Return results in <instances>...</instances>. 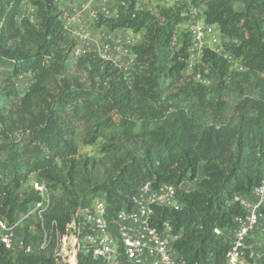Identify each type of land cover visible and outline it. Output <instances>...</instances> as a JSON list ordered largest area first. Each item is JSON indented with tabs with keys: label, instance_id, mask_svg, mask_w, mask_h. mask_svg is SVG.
<instances>
[{
	"label": "trees",
	"instance_id": "16d2710c",
	"mask_svg": "<svg viewBox=\"0 0 264 264\" xmlns=\"http://www.w3.org/2000/svg\"><path fill=\"white\" fill-rule=\"evenodd\" d=\"M23 1L0 0V217L11 222L40 200L37 189L21 190L31 174L55 194L49 192L52 206L42 227L38 222L33 232L21 225L10 249L0 245V264H58L53 250L72 217L76 264H108L82 240L86 230L78 213L102 197L111 221L130 207L145 180L176 187L178 207L158 206L154 217L157 224L170 222L177 234L173 246L187 264H201L208 254L220 259L228 241L212 228L232 226L241 213L233 196L248 195L262 175L264 0H193L187 10L174 3L158 13L138 7V0H116L114 16L98 12L93 21L109 30L142 32V41L132 46L131 84L94 52L76 58L70 73L71 44L63 43L56 0H28L33 20L21 16ZM198 6L205 23L231 38L223 50L238 58L242 70L209 48L201 63L185 69L187 33L177 49L171 40ZM205 70L210 84L200 79ZM19 74L32 76L23 94L14 86ZM228 90L238 97L226 112ZM76 120L85 127L86 143L103 140L99 157L78 154ZM193 180L194 189L181 187ZM44 231L51 244L42 249ZM117 260L129 264L122 253Z\"/></svg>",
	"mask_w": 264,
	"mask_h": 264
},
{
	"label": "built area",
	"instance_id": "2783aa9c",
	"mask_svg": "<svg viewBox=\"0 0 264 264\" xmlns=\"http://www.w3.org/2000/svg\"><path fill=\"white\" fill-rule=\"evenodd\" d=\"M104 12L109 13L108 10ZM62 18L67 20L68 17L65 15ZM70 21H74V26L64 23V29L69 32L72 40L69 54L78 58L94 52L101 59L111 62L121 72L124 80L131 84L136 69L132 46L142 41V32L132 31L127 35H119L105 29L94 34L93 27L87 21L74 17ZM187 22L186 33L189 40L184 58L187 71L201 63L205 48L222 55L231 67L236 66L233 69L242 70L238 58L223 50V42L230 41L231 38L224 36L216 24L205 23L202 11L197 12L193 7ZM37 190L40 200L34 203L33 210L42 227L50 196L44 184ZM175 193L176 187L169 182L153 184L150 180H145L133 194L130 207L118 210L111 221L107 220L103 198H94L88 207L78 213L82 227L86 230L82 240L94 257L101 258L108 264H118L117 256L120 253L129 264H187L173 246L177 234L172 233L170 222L162 220L157 224L154 217V209L158 206L178 207ZM232 202L241 208V213L233 216L232 226L224 229L225 231L219 226L212 228L214 234L226 235L228 246L220 259L215 260L212 254H208L201 264L264 262V213L261 210L264 204V159L258 184L246 196L235 194ZM30 209L26 216L11 222L0 217V245L5 249L12 247L15 232L30 214ZM52 226H56V221H52ZM66 230V235L57 238L53 254L58 264H76V218L72 217Z\"/></svg>",
	"mask_w": 264,
	"mask_h": 264
},
{
	"label": "rangeland",
	"instance_id": "374dc122",
	"mask_svg": "<svg viewBox=\"0 0 264 264\" xmlns=\"http://www.w3.org/2000/svg\"><path fill=\"white\" fill-rule=\"evenodd\" d=\"M192 2H193V0H165V1H163V0H149L147 5H146V3H144V4L147 7L148 6L150 7V9H148L149 11L152 10L153 13H158L162 7L171 6L174 3H176L179 6H181L183 8V10H187L186 9L187 3L191 4ZM29 4L30 3L27 2L26 5H23V6H25V11L27 9L26 7ZM58 7L61 10V16L64 17L65 16V8L66 7H62V6L60 7L59 5H58ZM195 9H196L197 12L198 11L200 12L203 9V7L202 6H200V7L198 6ZM98 12H100V9H97V7L96 8H91V9H89V14L86 15L84 19L92 26V24H91V22L89 20L91 19L92 16H94ZM101 12H103L102 14L107 15L104 11H101ZM91 13H92V15H91ZM187 21H184V23H182V24H180L179 26L176 27V31L174 33V36L172 37V40H171V48L172 49H177L180 46L181 40H182V36L187 30V23H188ZM66 44L67 45L68 44L72 45V40H70L69 42H66ZM75 62H76V58H73L69 54L68 60H67V64H68V68H69V72L70 73H74L75 72V68H74ZM234 67L236 68V66L233 65L232 68H234ZM205 72H207V70L204 71V73H203L204 76H203V78H200V79L202 80V82L204 84H210L213 81L211 79L212 77L211 76H206L205 77V74H206ZM194 78H198V76H194ZM31 83H32V76L30 74H19L16 78H14V86L16 87V89H17L19 94H23L28 89V87H29V85ZM225 96H226V101H227L226 112H229L231 110L233 104H234V101L237 99L238 94L235 91L228 90ZM76 121H77V126H76V130H75V140H76V143H77L78 154H80L82 156H86V157H96V158L99 157L101 155L100 152H99L100 145L103 142V140L101 138H98L92 144L86 143L87 133L85 131V127H84L82 122H80L78 120H76ZM199 173H200V170H199ZM41 184H44V182L39 180L37 175L31 174L21 184V190L22 191H29L31 189L35 190V189H38ZM193 184L194 183L192 181H185V182H183L181 187L184 188L185 190H191L193 188ZM49 192H50L51 195L55 194V193H53L51 191H49ZM34 203L35 202H33L31 204L30 214H28L26 219L24 221H22V223L20 224V226L21 225L29 226V228L33 232L36 230L37 224L39 222V220L35 216V210H33L34 207H35ZM53 204H54V202H53ZM51 206L52 205L50 203V205L48 206L49 209H50ZM23 216H26V215L25 214H19V215H17L16 219L18 220V219L22 218ZM50 242L51 241H49L48 236L46 235V237H44V235H43V240H42L41 244L39 245V247L42 248V249L47 248V246L49 245ZM261 264H264V262L261 263Z\"/></svg>",
	"mask_w": 264,
	"mask_h": 264
},
{
	"label": "crops",
	"instance_id": "0c3cea01",
	"mask_svg": "<svg viewBox=\"0 0 264 264\" xmlns=\"http://www.w3.org/2000/svg\"><path fill=\"white\" fill-rule=\"evenodd\" d=\"M149 0H138L137 1V6L141 7V8H146V9H150V7L146 6L148 4ZM165 1V0H163ZM28 1L24 0L23 4H22V9H21V16H27L29 17L31 20L34 19V14H35V8L29 4L26 8L25 11V6ZM158 2V1H157ZM56 3L61 7H66L65 8V15L67 18V20L63 19V22H67L68 26H74V21H70L71 19H73V17L76 19H80V21H86L84 18L86 15L89 14V9L91 8H96L100 9L101 11L104 10H108L109 13L107 14L108 16H114L115 15V4H116V0H56ZM146 3V5L144 4ZM88 10V11H87ZM25 11V12H24ZM151 12H153L152 10H150ZM202 11V10H201ZM102 13V12H101ZM92 15V13H91ZM92 24L93 30H94V34H97L99 32H101L102 30L107 29L105 26H97L94 21H93V16L91 17V19L89 20ZM179 26V25H178ZM109 30V29H107ZM112 31V33L114 34H119V35H127L130 32H132V30L130 29H122V28H118L115 30H109ZM70 41V34L67 30H65V38H64V44H66V42ZM193 184V188H195V183L196 180L192 181ZM31 208V207H30Z\"/></svg>",
	"mask_w": 264,
	"mask_h": 264
}]
</instances>
